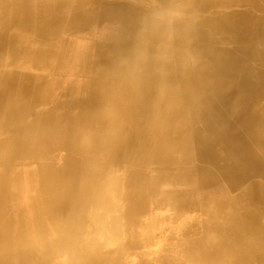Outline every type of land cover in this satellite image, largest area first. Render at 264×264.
Segmentation results:
<instances>
[{"label":"bare ground","instance_id":"bare-ground-1","mask_svg":"<svg viewBox=\"0 0 264 264\" xmlns=\"http://www.w3.org/2000/svg\"><path fill=\"white\" fill-rule=\"evenodd\" d=\"M179 5L0 0V264H264V0Z\"/></svg>","mask_w":264,"mask_h":264},{"label":"clouds","instance_id":"clouds-1","mask_svg":"<svg viewBox=\"0 0 264 264\" xmlns=\"http://www.w3.org/2000/svg\"><path fill=\"white\" fill-rule=\"evenodd\" d=\"M188 27V17L179 5V0H155L141 21L139 42L134 56L137 61L147 58V50L155 44L157 60H163L173 42Z\"/></svg>","mask_w":264,"mask_h":264},{"label":"rangeland","instance_id":"rangeland-1","mask_svg":"<svg viewBox=\"0 0 264 264\" xmlns=\"http://www.w3.org/2000/svg\"><path fill=\"white\" fill-rule=\"evenodd\" d=\"M171 233H170V230H168L167 231V233L165 234V235H170ZM157 240L158 239H160V237L162 236V234H161V232H157ZM158 242V241H157ZM164 243H162V244H159V245H153L151 248L153 249V250H156V249H158L159 247L160 248H163L164 247ZM110 250L109 251H115V249H117L116 248V246L114 247H112V248H109ZM146 251V249H144V248H142L140 251H133V252H131L130 254H125L124 255V257H123V259L121 260V263L122 264H131V261H132V263H133V260H136L134 257L139 253V252H145ZM124 258H125V260H124ZM152 259H153V257L152 258H147V261L149 262V264H153V261H152ZM127 262V263H126Z\"/></svg>","mask_w":264,"mask_h":264}]
</instances>
